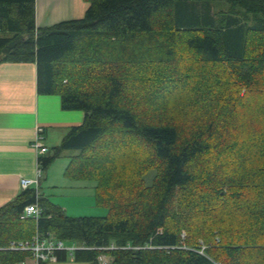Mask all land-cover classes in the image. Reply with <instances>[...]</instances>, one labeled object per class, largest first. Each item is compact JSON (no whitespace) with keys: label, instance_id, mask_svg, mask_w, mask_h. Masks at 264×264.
Wrapping results in <instances>:
<instances>
[{"label":"trees","instance_id":"obj_1","mask_svg":"<svg viewBox=\"0 0 264 264\" xmlns=\"http://www.w3.org/2000/svg\"><path fill=\"white\" fill-rule=\"evenodd\" d=\"M84 1L39 27L36 0H0V63L35 62L38 92L84 112L39 161L74 150L65 175L108 212L23 189L0 207V264L29 258L9 245L36 231L94 247L77 262L264 264V0Z\"/></svg>","mask_w":264,"mask_h":264},{"label":"crops","instance_id":"obj_2","mask_svg":"<svg viewBox=\"0 0 264 264\" xmlns=\"http://www.w3.org/2000/svg\"><path fill=\"white\" fill-rule=\"evenodd\" d=\"M87 7L88 3L84 0H36V24L41 27L62 20L79 18L84 15ZM84 115L80 110L63 109L59 95L38 92L35 62L0 63V207L23 191L22 178L36 177L37 169L41 164L40 155L34 147L39 128L44 129L43 144L48 148L49 153L52 147L61 144L72 126L82 124ZM67 151H61L43 170L41 176L48 171L45 177L48 179L55 164L58 165L59 171L60 169L63 171L70 159V155L66 154ZM63 175L65 176V172ZM41 181L42 178L40 184ZM72 182L86 186L85 182L88 181L72 180ZM92 188L95 194L94 184ZM40 192L42 193L41 189ZM57 204L69 214L65 202L58 201ZM70 264L91 263L72 261Z\"/></svg>","mask_w":264,"mask_h":264},{"label":"built area","instance_id":"obj_3","mask_svg":"<svg viewBox=\"0 0 264 264\" xmlns=\"http://www.w3.org/2000/svg\"><path fill=\"white\" fill-rule=\"evenodd\" d=\"M44 139V129L39 128L37 138L34 142V147L37 149L40 156L48 152V148L43 144ZM39 156V157H40ZM43 173L41 164L37 169V174L35 178H22L21 185L23 189L29 187H35V189L40 193V178ZM41 214V208L38 203H32L25 206L21 218L26 219L30 216L38 218ZM78 248L92 249V246L79 245L76 243H66L65 241L58 239L54 235L42 236L40 232L36 231L31 238L25 240H19L18 242H11L9 249L11 250H21L29 251L30 257L24 261L19 262V264H48L49 262L58 261L57 251H65L67 256L74 257V251ZM104 257V259H103ZM99 258L105 261V256L103 255ZM30 259V261H29ZM106 262V261H105Z\"/></svg>","mask_w":264,"mask_h":264},{"label":"rangeland","instance_id":"obj_4","mask_svg":"<svg viewBox=\"0 0 264 264\" xmlns=\"http://www.w3.org/2000/svg\"><path fill=\"white\" fill-rule=\"evenodd\" d=\"M54 147H52L53 149ZM52 150L49 151L51 153ZM48 153V152H47ZM66 154L72 156L71 154H76L74 150H68ZM65 154V156H67ZM69 156V157H70ZM69 159V158H68ZM66 169V167H65ZM59 171L58 165H54L52 168V173L48 179L45 177L48 175V171L44 176H41L42 181L40 184V189L42 193L48 195L50 200L55 203L58 201L65 202V205L68 208L69 215L75 216H87V215H95V216H103L106 215L108 209L106 207L95 204V197L93 194V184L90 182H85L86 186H79L75 182H72L66 175L64 176V172ZM155 170L149 171L145 175V180L147 185L152 183V179L155 175ZM78 214V215H77ZM103 257V255H101ZM104 259V257H103ZM106 260L109 258L106 256ZM74 259L72 257H68L65 261H55L50 262L55 264H70ZM76 262V261H75ZM103 263H105L103 261Z\"/></svg>","mask_w":264,"mask_h":264}]
</instances>
